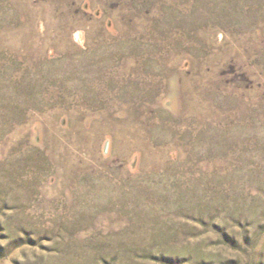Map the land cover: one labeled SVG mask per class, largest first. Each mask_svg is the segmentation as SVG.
<instances>
[{
    "label": "rangeland",
    "instance_id": "1",
    "mask_svg": "<svg viewBox=\"0 0 264 264\" xmlns=\"http://www.w3.org/2000/svg\"><path fill=\"white\" fill-rule=\"evenodd\" d=\"M0 264H264V0H0Z\"/></svg>",
    "mask_w": 264,
    "mask_h": 264
}]
</instances>
